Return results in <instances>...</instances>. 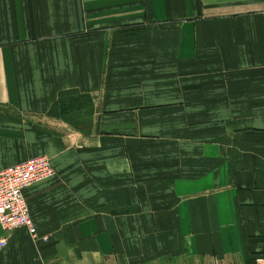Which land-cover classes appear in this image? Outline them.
<instances>
[{"label": "crops", "instance_id": "crops-1", "mask_svg": "<svg viewBox=\"0 0 264 264\" xmlns=\"http://www.w3.org/2000/svg\"><path fill=\"white\" fill-rule=\"evenodd\" d=\"M149 67L163 99L221 117L213 137L139 181L114 141L73 162L69 102ZM19 131L50 133L54 174L24 191L35 233L0 228V264H264V0H0V170L40 155L4 142Z\"/></svg>", "mask_w": 264, "mask_h": 264}, {"label": "rangeland", "instance_id": "rangeland-1", "mask_svg": "<svg viewBox=\"0 0 264 264\" xmlns=\"http://www.w3.org/2000/svg\"><path fill=\"white\" fill-rule=\"evenodd\" d=\"M156 72L157 69L149 67L148 71L143 72L136 69L127 74L132 79L130 92H124L126 89L122 92L118 91L129 86L128 81H119L118 75L115 78L118 82L115 84H108L103 79L95 89L89 91L90 94H76L75 99L69 102V106L81 104L86 114L70 115L67 119L71 120V123L83 126L84 130L58 133L62 137L63 153H68L73 162L77 160L75 155L80 157L99 155L101 157L106 155L103 152H107V149L103 148L105 143L114 141L116 147L115 149L110 147L109 151L115 150L116 153L113 155V160H110V166L122 174L124 163L128 165L131 160L130 177L133 181H139L141 176L138 174L149 172L150 167L155 164L160 167L164 163L169 166L172 162L180 166L186 164L191 157L189 152L195 151V147L199 151L203 142L213 137L215 134L213 129L220 123L221 117L218 115H188L186 114L188 110L195 112L202 110L189 108L188 103L192 100L163 99V95L170 97L173 92L171 83L167 84V81L171 80L167 77L170 74H156ZM110 88L116 89L115 94L109 91ZM113 103L116 106L120 104L121 107L112 109ZM111 112L117 114L112 116ZM89 113L95 114L89 115ZM40 117L21 115L18 118L24 122L25 120H39ZM20 127L24 129L22 124ZM88 127H92L94 131H88ZM49 134L19 131L2 135L6 143L12 139L8 136H13L16 143H19L14 153L19 152L21 155L24 151L31 149L33 154L37 153L50 158L45 152L47 148L44 145V140ZM205 137L208 139L205 140ZM98 141L100 145L95 147ZM198 158L199 156L196 155L197 161ZM77 161L82 163L83 157ZM74 165H72L73 168ZM148 187H153V185Z\"/></svg>", "mask_w": 264, "mask_h": 264}, {"label": "built area", "instance_id": "built-area-1", "mask_svg": "<svg viewBox=\"0 0 264 264\" xmlns=\"http://www.w3.org/2000/svg\"><path fill=\"white\" fill-rule=\"evenodd\" d=\"M54 169L49 158L36 155L0 171V227L11 230L25 226L34 234L24 190L50 178ZM261 261V259H257Z\"/></svg>", "mask_w": 264, "mask_h": 264}, {"label": "bare ground", "instance_id": "bare-ground-1", "mask_svg": "<svg viewBox=\"0 0 264 264\" xmlns=\"http://www.w3.org/2000/svg\"><path fill=\"white\" fill-rule=\"evenodd\" d=\"M8 168V167H7ZM6 169V168H5ZM54 169V168H53ZM2 170H4V169H2ZM2 170H0V171H2ZM25 191V190H24ZM27 202V201H26ZM27 207H28V204H27ZM28 213H29V208H28ZM30 216V215H29ZM31 218V217H30ZM32 220V219H31ZM19 227H24V228H27V227H25V226H19ZM1 228V227H0ZM18 228V227H17ZM1 229H3V228H1ZM28 229V228H27ZM3 230H6V229H3ZM5 245V242H1L0 243V248H2L3 246Z\"/></svg>", "mask_w": 264, "mask_h": 264}]
</instances>
